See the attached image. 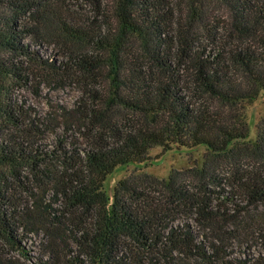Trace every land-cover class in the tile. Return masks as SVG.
<instances>
[{
	"label": "trees",
	"instance_id": "1",
	"mask_svg": "<svg viewBox=\"0 0 264 264\" xmlns=\"http://www.w3.org/2000/svg\"><path fill=\"white\" fill-rule=\"evenodd\" d=\"M65 81L86 95L47 146L18 92ZM263 92L264 0H0V264H30L38 233L36 264H65L66 233L70 264H264V118L252 141L237 109ZM173 146L208 153L108 196L116 169Z\"/></svg>",
	"mask_w": 264,
	"mask_h": 264
},
{
	"label": "rangeland",
	"instance_id": "2",
	"mask_svg": "<svg viewBox=\"0 0 264 264\" xmlns=\"http://www.w3.org/2000/svg\"><path fill=\"white\" fill-rule=\"evenodd\" d=\"M74 13L75 16L82 18L91 17L92 15L90 7L87 5L77 6ZM54 38H57V34H54ZM62 42L63 41H61V43ZM27 43H30L32 49L39 51L44 58H52L61 61L65 57V55H63L64 50L60 45L49 43H44L41 46L35 45L29 38L27 39ZM78 80L82 81L83 78H78ZM86 89L87 87L82 83L65 81L56 85L51 84V86L42 84L38 90L37 88H24L18 92V99L24 105V108H30L32 117L45 123L44 126H41V129L46 132L45 140L42 142L44 145L54 146L57 144V139L65 132L66 122L71 123L70 120L65 121L62 117V109H66L67 111L70 110V112L73 111L81 98L86 95ZM35 90H37V92H35ZM237 109L243 114L249 126L250 140L255 141L256 127L264 118V92L256 101L241 103ZM72 129H77V125L75 124ZM68 137L70 138V146L72 143L78 144L84 142L81 138L79 139L76 131L69 132ZM207 153L208 150L204 146L197 148L173 146L171 150L164 149L163 147H156L149 152L151 161L147 164L132 165L116 169L106 180L105 191L109 197H112L114 189L119 183L128 178L150 176L159 180H168L171 172L174 170L182 171L195 166L201 167L204 156ZM54 208L61 210L57 205H55ZM45 238L43 233L29 234L27 236L23 246L32 259L30 264H36L46 253ZM76 245L74 234L66 233L64 243L61 245L63 248L61 258H63L65 264H70L67 261L73 254H77L78 248ZM254 251V255H257V252L261 250L257 248Z\"/></svg>",
	"mask_w": 264,
	"mask_h": 264
}]
</instances>
